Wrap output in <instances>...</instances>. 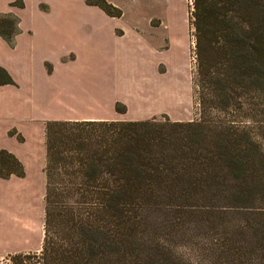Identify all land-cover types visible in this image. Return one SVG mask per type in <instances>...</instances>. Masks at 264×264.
<instances>
[{"label": "trees", "instance_id": "trees-1", "mask_svg": "<svg viewBox=\"0 0 264 264\" xmlns=\"http://www.w3.org/2000/svg\"><path fill=\"white\" fill-rule=\"evenodd\" d=\"M189 29L198 117L46 121L41 244L0 264H264V0H193ZM24 173L0 148V177Z\"/></svg>", "mask_w": 264, "mask_h": 264}, {"label": "crops", "instance_id": "crops-1", "mask_svg": "<svg viewBox=\"0 0 264 264\" xmlns=\"http://www.w3.org/2000/svg\"><path fill=\"white\" fill-rule=\"evenodd\" d=\"M29 3L30 22L20 15L13 43L0 37V66L14 81L0 84V115L43 127L48 120H189L190 29L183 0L164 1L159 23L146 28L85 0ZM170 76L175 79L166 86ZM167 87L178 90L170 102L158 94ZM149 90L159 99L145 107Z\"/></svg>", "mask_w": 264, "mask_h": 264}, {"label": "rangeland", "instance_id": "rangeland-1", "mask_svg": "<svg viewBox=\"0 0 264 264\" xmlns=\"http://www.w3.org/2000/svg\"><path fill=\"white\" fill-rule=\"evenodd\" d=\"M14 1V0H12ZM11 0H0V12H10L17 17L22 16L25 24L30 22L31 4L27 0L24 7L23 0H16V3L22 1L23 7L10 5ZM114 4L123 13L125 23H136L141 28L149 25H157L162 17V3L166 0H106ZM187 5L189 18L193 10V0H183ZM111 3V4H112ZM21 15V16H20ZM147 23V25H145ZM190 53L187 59L189 68V86L191 96V106L189 119L199 115V88L195 82V76L192 75L195 61L191 58V50L194 44V38L190 34ZM174 76H170L169 81H164L166 86H170ZM176 80H174L175 82ZM176 84L177 81H176ZM164 85V86H165ZM143 99L145 107L153 106L159 99V95L164 97V101H172L170 94L178 93V90H172L168 87L164 92L149 90ZM152 93V94H151ZM153 93H158V98H152ZM162 101L160 106H162ZM158 119L162 115H156ZM45 127V125H44ZM44 127L40 122L25 123L18 122L8 114L0 115V147H3L14 153L24 168V176L9 177L0 179V252L8 249L18 251L38 250L43 235V217H44V183L43 173L45 146H44ZM14 176V175H13ZM185 247H181L179 252H184ZM7 255V254H6ZM4 255L0 261L6 262Z\"/></svg>", "mask_w": 264, "mask_h": 264}, {"label": "built area", "instance_id": "built-area-1", "mask_svg": "<svg viewBox=\"0 0 264 264\" xmlns=\"http://www.w3.org/2000/svg\"><path fill=\"white\" fill-rule=\"evenodd\" d=\"M190 3H191V0H190ZM193 45H194V44H193ZM195 57H196V55H195V52H194V46H193V48H192V50H191V58H192L193 61H195Z\"/></svg>", "mask_w": 264, "mask_h": 264}]
</instances>
